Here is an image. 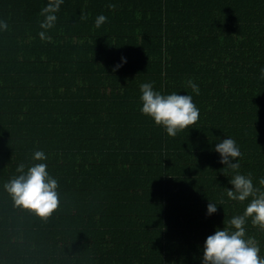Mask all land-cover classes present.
<instances>
[{
    "label": "trees",
    "instance_id": "1",
    "mask_svg": "<svg viewBox=\"0 0 264 264\" xmlns=\"http://www.w3.org/2000/svg\"><path fill=\"white\" fill-rule=\"evenodd\" d=\"M48 3L0 0V264H203L251 201L228 198L216 144L234 139L264 191V0H63L41 40ZM144 83L192 96L198 122L170 137L141 111ZM21 163L58 181L47 221L4 190ZM245 231L264 258V230Z\"/></svg>",
    "mask_w": 264,
    "mask_h": 264
},
{
    "label": "clouds",
    "instance_id": "2",
    "mask_svg": "<svg viewBox=\"0 0 264 264\" xmlns=\"http://www.w3.org/2000/svg\"><path fill=\"white\" fill-rule=\"evenodd\" d=\"M63 0H49V3L41 11L44 20L40 24L43 29L39 33L41 40H49L47 30L54 27L57 20L56 13L59 12ZM114 7V6H113ZM81 19H86L82 13ZM107 21L105 15L96 18L95 26L101 27ZM8 23L0 21V30L7 31ZM264 78V70H262ZM188 86L197 95L199 87L191 80ZM142 93V113L152 118L157 126H163L170 137H175L178 132H182L194 126L199 120V109L194 104L192 96L172 93L162 95L153 90L151 83L141 84ZM215 151L221 157V163L227 167L223 172L231 169L235 175L230 180L234 190L226 189L230 200L245 202L251 197L243 215L234 216L228 221L231 229L224 227L217 229L214 235L207 237L203 249V264H264V258L260 256V248L254 237L246 238L245 224L251 219L253 226H258L264 230V191L254 188L251 173L244 176L238 172L239 163L231 161L240 157L241 152L234 139L228 138L216 144ZM36 161L46 160L43 151H36L33 155ZM16 171L18 176L12 178L4 184V190L11 196L14 206L18 209L29 211L41 220L50 219L60 207L58 181L51 177L47 171V165L37 163L25 171V165L21 163ZM260 185L264 186V179L260 180ZM217 211L216 204L210 202L208 214ZM225 224V221H224Z\"/></svg>",
    "mask_w": 264,
    "mask_h": 264
}]
</instances>
